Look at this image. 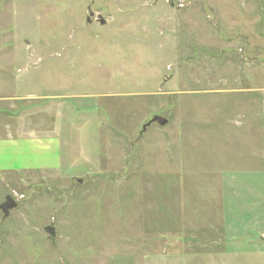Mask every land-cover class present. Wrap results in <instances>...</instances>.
Here are the masks:
<instances>
[{
    "label": "rangeland",
    "instance_id": "374dc122",
    "mask_svg": "<svg viewBox=\"0 0 264 264\" xmlns=\"http://www.w3.org/2000/svg\"><path fill=\"white\" fill-rule=\"evenodd\" d=\"M0 141V264H264V0H0Z\"/></svg>",
    "mask_w": 264,
    "mask_h": 264
},
{
    "label": "water",
    "instance_id": "95a60500",
    "mask_svg": "<svg viewBox=\"0 0 264 264\" xmlns=\"http://www.w3.org/2000/svg\"><path fill=\"white\" fill-rule=\"evenodd\" d=\"M88 11H89V16H92L93 13L90 12V7L88 8ZM87 20H89V17H87ZM104 20L100 17V20H99V24L103 25L104 24ZM154 122H157L159 125H164L167 121L166 119H163L159 116H153L147 123L146 125L143 127V131H145V129L147 127H149L151 124H153ZM16 207V203L15 201L9 196L7 195L4 199V201L0 204V211L2 212L3 214V217L5 218L7 215H8V212L9 210L13 209ZM48 235H49V239L51 241H53L54 237H55V229L49 225L47 227H45L44 229Z\"/></svg>",
    "mask_w": 264,
    "mask_h": 264
},
{
    "label": "crops",
    "instance_id": "0c3cea01",
    "mask_svg": "<svg viewBox=\"0 0 264 264\" xmlns=\"http://www.w3.org/2000/svg\"><path fill=\"white\" fill-rule=\"evenodd\" d=\"M1 142V141H0ZM13 143L14 142H12V141H9V142H6L5 144H3V146H5L6 144H9V145H13ZM2 144V143H1ZM15 144V143H14ZM10 167V168H9ZM5 168H9V169H13V170H16V169H14L15 167H13L12 165H2L1 163H0V173L2 172V170L3 169H5Z\"/></svg>",
    "mask_w": 264,
    "mask_h": 264
}]
</instances>
